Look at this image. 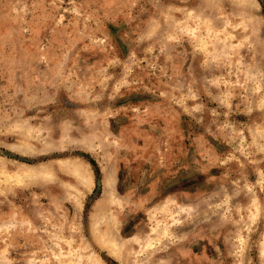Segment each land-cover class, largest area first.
<instances>
[{
    "label": "rangeland",
    "instance_id": "obj_1",
    "mask_svg": "<svg viewBox=\"0 0 264 264\" xmlns=\"http://www.w3.org/2000/svg\"><path fill=\"white\" fill-rule=\"evenodd\" d=\"M43 164L0 264H264V0H0V173Z\"/></svg>",
    "mask_w": 264,
    "mask_h": 264
},
{
    "label": "bare ground",
    "instance_id": "obj_2",
    "mask_svg": "<svg viewBox=\"0 0 264 264\" xmlns=\"http://www.w3.org/2000/svg\"><path fill=\"white\" fill-rule=\"evenodd\" d=\"M240 1L241 3L243 2L245 5L250 4V0H239V3ZM53 147H56V145L48 144L45 146L44 150L48 151L51 148L53 149ZM57 147L59 149H65V146L63 143H61ZM78 162H79L78 160L77 161L60 160L58 162L59 164L58 168L64 174L69 175L74 178L75 182L77 183V187H70V188H72L74 192L76 193L75 203L80 204L79 201L83 197V192L90 190L92 188L93 178L91 175L92 172L89 171V169L88 171L85 170V168L82 167L83 164L80 162L79 164ZM54 172L55 171L53 167L50 165L43 164L39 166H28V167L19 165V170L14 173H10L6 170H3L0 173V175L3 178V181H0V183H4L5 185H8L10 187L11 186L24 187L27 185H34L39 182H42V183L53 182L55 180ZM105 174L106 175H105V180H104V186H105L104 200L106 203H109L113 199L115 192H114L113 184H112L113 181L111 182L110 174L108 173V171H106ZM111 232H113L112 234H115L116 230H112ZM162 232L165 234L167 231L163 230ZM100 242L103 246H107L110 252H112L113 254H116V251L118 250V243L116 242V240L104 238V239H100ZM95 260L96 262L99 261L101 264H104L103 261H101L100 259H95Z\"/></svg>",
    "mask_w": 264,
    "mask_h": 264
}]
</instances>
